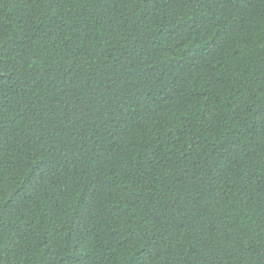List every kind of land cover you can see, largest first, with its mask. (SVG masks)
<instances>
[{"label":"trees","instance_id":"1","mask_svg":"<svg viewBox=\"0 0 264 264\" xmlns=\"http://www.w3.org/2000/svg\"><path fill=\"white\" fill-rule=\"evenodd\" d=\"M0 264H264V0H0Z\"/></svg>","mask_w":264,"mask_h":264}]
</instances>
